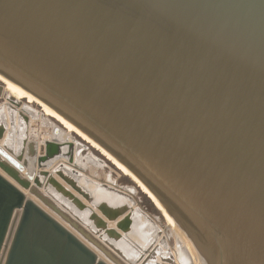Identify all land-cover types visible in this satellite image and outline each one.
I'll return each instance as SVG.
<instances>
[{
  "label": "water",
  "instance_id": "1",
  "mask_svg": "<svg viewBox=\"0 0 264 264\" xmlns=\"http://www.w3.org/2000/svg\"><path fill=\"white\" fill-rule=\"evenodd\" d=\"M0 75L133 172L198 264H264V0H0ZM5 86L26 131L18 152L0 123V264H124L133 208L96 203L76 159L117 166L53 116L30 132L42 105Z\"/></svg>",
  "mask_w": 264,
  "mask_h": 264
},
{
  "label": "rangeland",
  "instance_id": "2",
  "mask_svg": "<svg viewBox=\"0 0 264 264\" xmlns=\"http://www.w3.org/2000/svg\"><path fill=\"white\" fill-rule=\"evenodd\" d=\"M5 103L6 101L0 98V113L5 114V111H10L9 113L10 115L12 113V116L11 118L8 117L6 119H1L0 122L5 124L8 128L7 144L15 151L19 152V149H21L22 146V140L25 138L26 128L24 126V122H22V119L19 116L14 119L13 110L3 105ZM34 107L38 109V107ZM2 109L3 111L1 112ZM45 118L49 121L50 124L55 123L54 121H52V118L49 115ZM16 119H18V123H16ZM39 126L43 127L42 131L44 133H51V128L48 126H43L42 120L36 118L35 116V120L32 123L31 128H33L35 132L38 131L37 129ZM31 138L33 137L31 136ZM79 142L80 144H82L80 140ZM80 155L82 156L81 160L88 159L89 161L87 162V166L84 170V174L86 177H90L91 179L94 178V180L98 182L111 181L120 188L132 189V191L134 190V199L129 200L125 198L121 200V197H119L122 201L120 204L125 202L130 203L132 205V208L138 209L143 213L145 212V214L148 213V215H146L145 217V219H147L146 222L148 223V225H150L151 223H155L154 226H150L151 230L148 229L150 231L146 229L148 232L147 237L145 236L146 238H144V235L141 237L142 239H136L132 236L130 237V235L128 234V236L126 235L128 238L125 237L123 239L125 240L123 241V243L127 244L128 246L126 248L119 247L121 248L125 256L124 258L127 259L124 260V258L119 257L122 262L124 264H180L177 256L182 253L180 251H182L183 249V243L179 239V236L177 235V232L174 230L173 226L167 222V220L163 217L162 213L157 209L158 207L154 204V202L152 203L151 199H149L150 197L148 198L128 175L123 173L121 170L119 171L117 169L118 167L116 168L110 162L106 161L105 158L96 150L91 148H82ZM94 157L98 160H105V164L103 163V166L98 164V162L95 161ZM112 163L115 164L114 162ZM139 229L140 231H143L145 227ZM128 240H130V243H128ZM119 243L120 241L115 242L116 245H119ZM142 256L143 258H141Z\"/></svg>",
  "mask_w": 264,
  "mask_h": 264
},
{
  "label": "bare ground",
  "instance_id": "3",
  "mask_svg": "<svg viewBox=\"0 0 264 264\" xmlns=\"http://www.w3.org/2000/svg\"><path fill=\"white\" fill-rule=\"evenodd\" d=\"M0 80H2L3 82H5L6 86L5 88L8 89L10 91V94L15 96L16 98L18 99H21V98H24V97H28V99L30 101H37L39 104L42 105V109L44 110L45 114L48 116H53L55 117L56 119H58L62 124H64L69 131H76L78 134H80L81 136H83V138L87 139L88 141H90L93 146H95L97 149H100L101 152L107 156L108 158H110V160L112 162L115 163V165L123 172L125 173L126 175H128L134 182H137V184L144 190L145 193H147V195L151 198V200L154 202V204L158 207L159 210H161L162 212V215L163 217L167 220L168 223H170L174 230L177 232V235L179 236V239L181 240V242L183 243V249L182 251L180 252H184L186 251L187 249H190L191 252H192V255H193V258H194V263L195 264H198V251H197V248L195 246V244L193 243V241L188 237V235L186 233H184L180 228L179 226L177 225V223L175 222V220L173 219L172 216H170V214H168V212L166 211V209L164 208V206L162 205V203L156 198V196L135 176V174L133 172H131L126 166H124L122 163H120L115 157H113L111 154H109L105 149H103L101 146H99L97 143H95L93 140H91L90 138H88L86 136V134H84L83 132H81L78 128H76L73 124H71L70 122H68L67 120H65L62 116H60L57 112H55L52 108H50L49 106H47L46 104L40 102L38 99H36L34 96H32L31 94H29L28 92H26V90H24L23 88H21L20 86L16 85L15 83L11 82L10 80L4 78L3 76L0 75ZM6 104V103H5ZM6 109V108H5ZM4 109V110H5ZM3 110V109H2ZM10 112V111H9ZM8 111H5V114L2 115V119H6V118H11L12 116V113L10 115ZM14 112V119L17 118L19 116L18 112L17 111H13ZM42 112L41 110H39L38 113L36 112H33L31 111L29 114L30 115V125H29V131L30 132H34L33 128L32 127V123L34 122L35 120V116L36 118L42 120V125L43 126H53L55 123L53 124H50L49 121L45 118V117H42L41 116V113ZM9 120V119H7ZM1 121V120H0ZM16 123H18V119H16ZM42 126H39L38 127V133H39V137L40 139H44V140H49L51 139L52 137V129H51V133H44L42 131ZM37 133V134H38ZM66 136V135H65ZM71 140H73L71 137H70ZM3 141H1L0 144H2ZM75 151H76V156L78 155L77 152L79 151V149L81 148V146L79 144H76L75 145ZM82 156L79 154L77 156V164L79 166V170H80V176L77 178L79 180V183L81 186H83L85 189L89 190L90 192H92L96 198L95 202L96 203H100L104 200H106L107 203H111L110 205L112 206H120V205H124V204H128L131 208H132V205L128 202H125V203H122L120 204L122 201V199H129V200H133L134 199V193L132 191V189H126V188H118L119 190H121L123 193H117L115 191H112V190H107L105 188H103L101 186V183L88 178L85 176L84 174V170H85V167L87 166V162L88 159H83L81 160ZM95 159V157H94ZM96 162H98V164L102 165L103 166V162L102 161H99L98 159H95ZM87 175V174H86ZM88 182H87V181ZM93 180V181H92ZM108 182V184L114 188V186H116L115 183L111 182V181H106ZM29 196L31 194L27 193ZM32 196V195H31ZM30 196V197H31ZM57 198L61 199L59 195H56ZM33 197V196H32ZM121 197V200L120 198ZM118 204V205H116ZM74 210V209H73ZM79 216L80 218H83L85 219L87 222V217H88V214H89V211H85V212H78L76 210H74ZM87 212V213H86ZM146 215H148V213L145 214V212L143 213L142 211L138 210V209H135L133 208V212H132V216H133V229L131 231L130 234V237L132 236L133 238H138V239H142L141 237L144 235V238L147 237V230L150 229V226H154L155 223H151L150 225H148V223L146 222L147 219H145ZM145 227V229H143V231H140L139 228L142 229V227ZM147 229V230H146ZM148 230V231H150ZM163 230V229H162ZM163 232V231H162ZM157 233V232H156ZM159 233V232H158ZM127 234H123V239L126 236ZM146 236V237H145ZM128 238V237H127ZM121 240L118 247H121V248H126L128 245L123 243V241L125 240ZM130 239V238H129ZM159 239V238H158ZM131 240V239H130ZM130 240H128V243H130ZM132 241V240H131ZM120 248V250H121ZM131 249V248H130ZM129 249V250H130ZM131 251V250H130ZM122 252V251H121ZM123 253V252H122ZM131 253V252H130ZM105 258V256H103ZM122 258H124L123 256H121ZM143 258V256L141 257ZM140 258V260H141ZM107 260V258H105ZM124 260H127L124 258ZM109 263H111L109 260H107ZM178 261V259H177Z\"/></svg>",
  "mask_w": 264,
  "mask_h": 264
},
{
  "label": "crops",
  "instance_id": "4",
  "mask_svg": "<svg viewBox=\"0 0 264 264\" xmlns=\"http://www.w3.org/2000/svg\"><path fill=\"white\" fill-rule=\"evenodd\" d=\"M3 110H1V112H2ZM2 115H4L3 113L1 114L0 113V120L2 119ZM0 123H2V122H0ZM1 143V142H0ZM0 172H1V174L3 175V176H5V177H7V175L5 174V173H3L1 170H0ZM8 178V177H7ZM42 191V190H41ZM43 192V191H42ZM31 196V195H30ZM32 197V196H31ZM34 198V197H33ZM35 199V198H34ZM104 201H106V200H104ZM39 202V201H38ZM108 202V201H107ZM41 204V203H40ZM111 204V203H110ZM42 206H43V204H41ZM116 205H118V204H116ZM45 208V207H44ZM47 209V208H46ZM48 211H49V209H47ZM51 212V211H50ZM82 220H84L85 222H87L85 219H83V218H81ZM62 223H64L80 240H82L85 244H87L89 247H91V245H90V243L81 235V234H79L77 231H75L74 229H72L67 223H65L64 221H62V220H60ZM87 223H89V222H87ZM95 251H96V249H94ZM97 252V251H96ZM98 254H99V256H100V258H103V259H105L104 257H103V255H101L99 252H97ZM106 260V259H105Z\"/></svg>",
  "mask_w": 264,
  "mask_h": 264
}]
</instances>
